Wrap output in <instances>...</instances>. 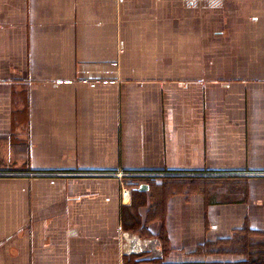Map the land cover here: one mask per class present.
<instances>
[{"label":"crops","instance_id":"crops-1","mask_svg":"<svg viewBox=\"0 0 264 264\" xmlns=\"http://www.w3.org/2000/svg\"><path fill=\"white\" fill-rule=\"evenodd\" d=\"M0 264H264V0H0Z\"/></svg>","mask_w":264,"mask_h":264},{"label":"built area","instance_id":"built-area-1","mask_svg":"<svg viewBox=\"0 0 264 264\" xmlns=\"http://www.w3.org/2000/svg\"><path fill=\"white\" fill-rule=\"evenodd\" d=\"M124 201L131 199V189L124 186L122 189ZM119 238L122 241V252L125 255L148 253L153 257L163 256V246L161 242L154 238H142L137 234L127 231H120Z\"/></svg>","mask_w":264,"mask_h":264},{"label":"water","instance_id":"water-1","mask_svg":"<svg viewBox=\"0 0 264 264\" xmlns=\"http://www.w3.org/2000/svg\"><path fill=\"white\" fill-rule=\"evenodd\" d=\"M149 185L148 184H143L139 187V190L140 191H145V190H149Z\"/></svg>","mask_w":264,"mask_h":264},{"label":"trees","instance_id":"trees-1","mask_svg":"<svg viewBox=\"0 0 264 264\" xmlns=\"http://www.w3.org/2000/svg\"><path fill=\"white\" fill-rule=\"evenodd\" d=\"M135 181V180H134ZM244 235H242V237H243ZM238 240L236 239V238H234V241H233V243L235 244V242H237ZM163 247H164V250H163V252H164V254H165V252H166V248H165V245H163Z\"/></svg>","mask_w":264,"mask_h":264}]
</instances>
